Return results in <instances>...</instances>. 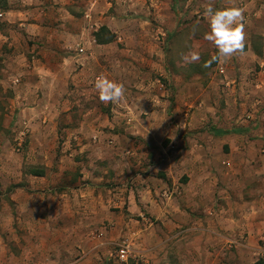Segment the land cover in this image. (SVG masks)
<instances>
[{
    "label": "crops",
    "instance_id": "obj_1",
    "mask_svg": "<svg viewBox=\"0 0 264 264\" xmlns=\"http://www.w3.org/2000/svg\"><path fill=\"white\" fill-rule=\"evenodd\" d=\"M70 2L74 3L73 0H0V57L8 56L1 58V62L16 56L23 57L27 65L30 58L35 65L39 64L37 70L42 74L36 76L38 82L31 86L55 82L53 77L45 76V72L51 71L50 67L35 60V49L45 46L56 49L57 45L58 49H69L73 42L81 39L88 46L89 34L93 39L92 33L84 29L85 21L80 31L71 27L74 13L64 6ZM57 3L60 7H56ZM126 7L132 6L128 3ZM59 10L61 14L65 13L60 18L66 21V27L64 25L60 30L63 34L48 33L51 16ZM160 33L164 34L162 28ZM127 37L130 36L127 34ZM99 45L109 46L110 43ZM141 47L142 51L152 53L149 48ZM136 50L130 46L125 52L129 55ZM152 50L159 55L162 52L160 47L154 46ZM89 57L85 51L63 56V59L65 62L72 61L70 58L77 61ZM154 69L161 70L160 67ZM132 73L131 81H136L135 75L139 72L133 70ZM140 84L145 87L146 94L128 96L129 104L125 105L128 112L123 116L127 124L137 127L136 132L140 135L143 129L155 131L154 126L148 127L149 116H146L147 120L140 119L143 118L141 111L145 115L154 113L139 103V96L140 99L149 98L156 109L162 107L159 117L162 121L156 125L164 135L168 134L169 143L155 145L140 137L142 140L137 145L105 149L114 170L111 180L116 183L115 179L121 178L118 182L121 186L107 187L109 194L105 199L94 195V191H91L93 195L90 193L89 197L81 198V188L75 186L69 190L67 187L51 189L48 184L55 181L52 178L56 176L32 175L46 183L41 195L26 193L25 209L12 210L10 218L7 212L3 217L4 211L0 209V231L14 232L12 246L16 250L7 248L0 234V248L5 255L55 264H104L105 261L107 264H127L111 258L115 256L114 245L122 239L136 250L137 264H253L262 258L264 125L257 127L250 121L253 111L246 112L249 120L243 119L236 124L228 119L235 116L230 113L222 115V121L215 127L202 122L195 128L198 123L187 120L185 123L180 121V127L168 124L167 116H164L166 101L157 94L159 91L160 95L166 93L162 83L155 78ZM252 101L254 104L257 100ZM246 103L245 100L243 104ZM135 105L139 106V111ZM175 116L181 118L182 113ZM36 117L42 121L47 118L40 115L31 119L34 121ZM200 117L191 118L199 123L207 119ZM110 118L107 123L111 127L119 123V116ZM136 118L141 122L132 120ZM96 119L91 116L89 121L83 120L86 124L82 121L72 128L76 131L87 128L94 139L101 140ZM163 121L165 125L161 124ZM32 127L36 134V124L32 123ZM223 130L227 132L223 133ZM113 136L116 138L119 133L114 132ZM98 148L104 149V146L93 144L88 150L92 152ZM16 196L17 193L12 194L13 199H17ZM112 204L119 207L117 213L108 208ZM100 206L105 208L104 214L98 210ZM115 214L123 222L116 224Z\"/></svg>",
    "mask_w": 264,
    "mask_h": 264
},
{
    "label": "rangeland",
    "instance_id": "obj_2",
    "mask_svg": "<svg viewBox=\"0 0 264 264\" xmlns=\"http://www.w3.org/2000/svg\"><path fill=\"white\" fill-rule=\"evenodd\" d=\"M73 1L64 5L74 13V24L71 27L80 31L85 21L84 29L92 33L95 42L89 34L88 46L81 39L73 42L69 49H58V45L56 49L47 46L35 49V60L50 67L51 71L45 72V76L53 77L54 84L44 85L42 82L41 86L33 85L38 82V75L42 72L37 70L39 64L35 65L31 58L27 65L23 57L12 56L7 62H1V58H8L7 54L0 57V209L4 211L3 217L5 212L10 218L12 210L25 209L26 193L41 195L42 186L44 184L45 187L46 183L42 182V178L32 177L29 173L31 169L42 171L43 175L56 176L52 178L55 181L48 184L51 189L62 190L67 187L66 190H69L75 186L81 188V198L89 197L91 191H94V195L105 199L109 194L107 187L121 186L118 183L121 180L119 176L115 179L116 183L114 179L111 180L114 170L107 159V148L137 145L142 140L140 137L151 144H168V134L164 135L160 126L156 125L162 121L159 118L162 107L156 109L149 98L140 99L139 96V103L142 102L143 107L154 113L145 115L141 111L143 118L140 119L147 120L146 116H149L148 127L154 126L155 131L143 129L140 135L136 132L137 127L127 124L123 116L128 112L125 105L129 104V97L146 94L140 82L157 78L162 83L166 93L160 95L159 91L157 94L166 101L164 116H167L165 119L168 124L180 127V121L185 123L187 120L198 123H194L197 125L195 128L202 122L215 127L226 113L235 114L228 119L236 124L243 119L249 120L246 112L253 111L250 121L257 127L264 125V0ZM128 3L132 6L130 9L126 7ZM209 4L217 9L233 5L245 9L246 49L225 63H214L210 68H205L204 63L217 53L215 46L203 38L209 30L208 20L204 16V10ZM56 7H60V4L57 3ZM61 13L59 10L54 17L51 16L48 33L63 34L60 30L66 21L60 19L65 16V13ZM102 25L113 34L111 41L107 42L109 46H100L103 43L96 41L94 33ZM161 28L164 34L160 33ZM155 32H158L157 35ZM130 46L137 50L128 55L125 49ZM141 46L146 50L149 48L152 53L142 51ZM154 46L161 48L160 55L153 52ZM79 47H83L90 57L77 61L70 58L72 61L68 59L64 62L63 56L80 54ZM192 49L200 52L201 59L198 63L185 64L182 55ZM153 67H160L161 70L157 71ZM133 70L139 72L135 75L138 82L131 81ZM99 75L125 85L126 93L122 102L104 104L99 101L94 88V81ZM251 98L257 101L253 104ZM175 99L179 102L176 103ZM245 100L247 103L244 105ZM135 108L139 111L138 105ZM180 112L181 118L176 117ZM40 115L46 116V121L40 117L34 118L35 122L31 119ZM114 115L119 116V123L111 127L107 122ZM91 116L97 117L95 123L99 124L101 140L98 137L94 139L87 128L81 131L72 128L83 120L89 121ZM192 116H206L207 119L199 123L195 118L192 121ZM140 119L132 120L141 122ZM32 123L36 124V134H33ZM161 124L166 123L163 121ZM114 132H118L119 136L115 138ZM93 144L104 146V149H93L91 152L88 148ZM83 192L86 194H80ZM13 193H17V199L12 198ZM108 208L116 211L114 213L119 211V207L113 204ZM98 210L105 213L103 206ZM116 215L114 222H123ZM13 233L0 231L7 248L15 250L12 246ZM123 242L120 239L114 245L115 256L112 259L119 261L116 251ZM130 245L138 260L136 250ZM0 264L55 263L9 258L0 248ZM104 264H107L106 261Z\"/></svg>",
    "mask_w": 264,
    "mask_h": 264
},
{
    "label": "clouds",
    "instance_id": "obj_3",
    "mask_svg": "<svg viewBox=\"0 0 264 264\" xmlns=\"http://www.w3.org/2000/svg\"><path fill=\"white\" fill-rule=\"evenodd\" d=\"M244 11L245 9L236 5L217 9L209 4L205 8L204 16L208 20L209 30L203 38L217 49V53L204 63L205 68H210L214 63H225L232 57L244 53L246 49ZM200 59L201 54L196 49L182 55L185 64L198 63ZM94 88L99 101L104 104H119L125 98V85L104 75L96 77Z\"/></svg>",
    "mask_w": 264,
    "mask_h": 264
},
{
    "label": "built area",
    "instance_id": "obj_4",
    "mask_svg": "<svg viewBox=\"0 0 264 264\" xmlns=\"http://www.w3.org/2000/svg\"><path fill=\"white\" fill-rule=\"evenodd\" d=\"M78 51L83 53V52H85V49L83 47H79ZM116 256H117L118 260L123 262V263L137 264V255L134 254V251H133L131 245L127 242H123L119 245V247L116 251ZM261 257L264 259V254Z\"/></svg>",
    "mask_w": 264,
    "mask_h": 264
},
{
    "label": "trees",
    "instance_id": "obj_5",
    "mask_svg": "<svg viewBox=\"0 0 264 264\" xmlns=\"http://www.w3.org/2000/svg\"><path fill=\"white\" fill-rule=\"evenodd\" d=\"M94 35H95L96 41L98 43H107V42L111 41V36L113 34L110 33V30L106 26L102 25V26H100L99 30H97L94 33ZM222 132L225 133L227 131L223 130ZM29 173L32 174V175H42L43 174L42 171H38V170H35V169H31ZM253 264H264V260L259 258Z\"/></svg>",
    "mask_w": 264,
    "mask_h": 264
}]
</instances>
